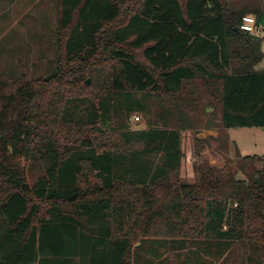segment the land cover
<instances>
[{
  "label": "trees",
  "instance_id": "obj_1",
  "mask_svg": "<svg viewBox=\"0 0 264 264\" xmlns=\"http://www.w3.org/2000/svg\"><path fill=\"white\" fill-rule=\"evenodd\" d=\"M247 14L264 26L254 0H61L54 69L0 80V264H226L245 247L264 264L262 159L178 175L181 130L264 129ZM80 89L91 111L67 123ZM153 97L155 123L130 131Z\"/></svg>",
  "mask_w": 264,
  "mask_h": 264
},
{
  "label": "rangeland",
  "instance_id": "obj_2",
  "mask_svg": "<svg viewBox=\"0 0 264 264\" xmlns=\"http://www.w3.org/2000/svg\"><path fill=\"white\" fill-rule=\"evenodd\" d=\"M224 1L240 6L244 1L252 0ZM254 1L264 8V0ZM60 3L61 0H0V80L8 84L7 92L14 91L23 73L37 79L45 77L54 69L59 54L56 29ZM261 49L264 54V40L261 41ZM262 68L264 59L257 66V69ZM86 81L90 84V79ZM85 91L80 89L78 92L83 96L66 94L67 123L84 119L91 111L89 98L92 96ZM141 97V94H135L132 101ZM157 104L154 97L146 99L144 112L135 110L129 115L126 121L128 129L136 131L147 128L149 123L153 125ZM180 154L178 175L180 180L188 183L196 181L195 169L198 166H234L243 157L261 158V162L255 163L256 168L260 169L264 163V129L252 127L225 130L221 126L208 127L204 121H198L193 128L180 131ZM20 164L25 167L27 183L32 185L38 173L28 172V162L21 161ZM250 251L249 247L240 248L226 264H250L245 262Z\"/></svg>",
  "mask_w": 264,
  "mask_h": 264
},
{
  "label": "built area",
  "instance_id": "obj_3",
  "mask_svg": "<svg viewBox=\"0 0 264 264\" xmlns=\"http://www.w3.org/2000/svg\"><path fill=\"white\" fill-rule=\"evenodd\" d=\"M239 30L254 38L264 40V26L257 23V19L254 15H244L241 18ZM135 119L138 120V118Z\"/></svg>",
  "mask_w": 264,
  "mask_h": 264
},
{
  "label": "water",
  "instance_id": "obj_4",
  "mask_svg": "<svg viewBox=\"0 0 264 264\" xmlns=\"http://www.w3.org/2000/svg\"><path fill=\"white\" fill-rule=\"evenodd\" d=\"M236 31H238V29H236ZM86 83H88V81H86Z\"/></svg>",
  "mask_w": 264,
  "mask_h": 264
}]
</instances>
